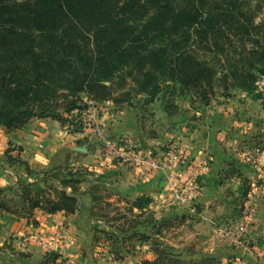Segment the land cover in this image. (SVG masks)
Masks as SVG:
<instances>
[{
	"label": "crops",
	"instance_id": "1",
	"mask_svg": "<svg viewBox=\"0 0 264 264\" xmlns=\"http://www.w3.org/2000/svg\"><path fill=\"white\" fill-rule=\"evenodd\" d=\"M254 99L264 107L263 98ZM153 107L152 125L142 123L138 108L111 99L91 100L79 113L84 120L80 133L51 117H33L16 130L0 125V199L10 203V209L0 207V264H109L112 259L123 264L118 260L122 257L141 263L155 260L157 247L184 260L208 257L222 264H264V125L241 124L236 105L228 100L212 103L201 113L190 108L196 125H168L178 122L179 114ZM93 109L98 112L96 123L86 116ZM103 137L131 141L162 156L175 142L184 156L173 166L148 170L112 158ZM65 164L92 174L78 189L65 188L79 198L76 211L37 208L28 213L23 186L42 190L45 174ZM170 182L194 184L188 204L164 198ZM49 183L62 188L57 180ZM142 196L152 203L135 208ZM103 199L143 216L139 233L126 232L120 240L107 237L119 229L114 218L96 213L108 204ZM243 219L246 232L237 241ZM112 242L122 243L121 252L111 249ZM52 254L57 259L50 262Z\"/></svg>",
	"mask_w": 264,
	"mask_h": 264
},
{
	"label": "trees",
	"instance_id": "2",
	"mask_svg": "<svg viewBox=\"0 0 264 264\" xmlns=\"http://www.w3.org/2000/svg\"><path fill=\"white\" fill-rule=\"evenodd\" d=\"M187 1L179 9L174 0H0V125L16 130L33 117L66 123L86 99L132 105L131 83L144 105L162 99L169 111L181 93L208 104L216 87L255 91L264 75V0ZM73 125L81 131L80 120ZM89 176L65 164L45 174L44 189L24 185L26 211L74 213L79 198L65 188ZM151 203L142 196L133 206ZM0 207L10 209L9 201ZM156 253L135 264H221Z\"/></svg>",
	"mask_w": 264,
	"mask_h": 264
},
{
	"label": "rangeland",
	"instance_id": "3",
	"mask_svg": "<svg viewBox=\"0 0 264 264\" xmlns=\"http://www.w3.org/2000/svg\"><path fill=\"white\" fill-rule=\"evenodd\" d=\"M174 4L176 5L177 8L181 9V8L188 7L189 2L187 0H174ZM258 80H260V83L257 84V82H256V88H255V91H253V92H248L246 90H242L239 88H233V87L230 88L229 90H223L221 87H216L214 90L215 93L211 96L208 104H205L202 102H195L191 95L181 93L177 98H173V101L176 105H178V108L176 110H174V109H171L170 111L167 110V113L179 114V121L174 123V124H168V125H196V122L192 121V119H194V118H195V120H197L196 117L194 116L196 114H194L193 110L189 111L190 108H195V110L198 109V112L201 113L202 111L207 109V107L209 105H211L212 103H216L219 101V104H221L227 100H228V104L230 102H233L234 105H236L237 109H235V113H237V115L235 117L239 116V118L240 117L242 118V120H238L241 124L245 125L247 122V123H251L252 125H264V107L262 108V106L259 105V103L256 102L254 99L257 93H262L264 95V75H260ZM131 81L132 80H130V82ZM134 85H135L134 83H131L130 88H128L132 92V95H134V98H133L134 103L130 106H134L135 108H138V111H140L139 112L140 117L141 116L143 117L142 123H144L145 125H152V123L154 121V118H153L154 116H153V112H152V110L154 108L153 105L154 104L158 105L161 109L162 99H158L154 103L144 105V99L146 98V95L144 96L141 93L138 94L136 92V90L133 88ZM263 99H264V96H263ZM86 102H87V107L90 106L91 100L86 99ZM254 102L257 103L255 105V110H254ZM127 105H129V104H127ZM232 106H233V104H232ZM238 110H239V112H238ZM183 111L185 113H183ZM79 113L80 112L75 110L71 114H65V116L68 117L69 120L64 124L73 125L76 120L81 119L80 118L81 116H79ZM175 116H177V115H175ZM168 146H169L168 147L169 149L170 148H176L178 150L182 149V147L175 142L170 143ZM179 147L181 149H179ZM182 156H184V153L182 154ZM177 161H180V158H178L175 161V163H177ZM174 183H176V182H174ZM44 187H46V186H44ZM44 187L42 189H44ZM169 187L167 189H169ZM101 197H102V195L100 196V198ZM105 198H106V196H105ZM103 200H104V202H106L108 204H106L104 206L105 207L104 209L102 208L101 210L96 211V213L98 215H100L101 217L106 218V220L114 218L116 223H117V229H119V231H115V230L113 231L112 230V232H107V234H108L107 237H111L112 239H119L120 240L121 238L119 236L126 234V232L128 233V235L131 234L129 236H135L136 234L139 233L141 228L139 227L138 224H141V222L144 218L143 216L138 214V212L133 213L132 210L125 208V206H124L125 209H123V208L120 209L119 205L112 204V202H110L109 200H106V199H103ZM109 203H111V204H109ZM145 217L148 220L150 219L149 214L146 215ZM148 220H147V222H148ZM165 231L166 230L164 229L163 235H165V233H166ZM138 244H140V243H138V242L136 244L134 243L135 246H137ZM110 245H113L111 249H116V252L117 251L121 252L120 249H122V247H123L122 243L116 244V243L112 242V243H110ZM130 250L133 251V248ZM118 260H121V262L124 260L123 264L138 263V262L132 263L135 260H133L131 258H125V257H122ZM108 262H109V264L120 263L119 261H116L114 259H112V261L109 260ZM104 264H106V263H104Z\"/></svg>",
	"mask_w": 264,
	"mask_h": 264
},
{
	"label": "built area",
	"instance_id": "4",
	"mask_svg": "<svg viewBox=\"0 0 264 264\" xmlns=\"http://www.w3.org/2000/svg\"><path fill=\"white\" fill-rule=\"evenodd\" d=\"M259 83L260 80L257 81V84ZM86 116L89 122L96 123L98 119V112L96 109L89 110L86 112ZM79 120L81 121V119ZM77 121L78 120L75 122ZM82 121L84 122V120ZM83 126L84 125L82 124V127ZM68 128L74 131L75 125H68ZM80 132L81 131H79V133ZM98 135L100 136L101 134L98 133ZM102 141L104 142L103 146L105 150L112 158L134 166H141L148 170H158L173 166L175 161L183 154L181 150L170 148L166 151L165 155L162 156L160 153H155L150 149H144L143 147H140L138 144L131 141L122 139L106 140L104 137L102 138ZM193 185L184 186L178 183L170 182V187L167 193L164 194V198L188 204L192 199V192L194 191ZM246 228V219H243L242 223H240L238 226V232L236 234L237 241L243 240V235L246 232Z\"/></svg>",
	"mask_w": 264,
	"mask_h": 264
},
{
	"label": "water",
	"instance_id": "5",
	"mask_svg": "<svg viewBox=\"0 0 264 264\" xmlns=\"http://www.w3.org/2000/svg\"><path fill=\"white\" fill-rule=\"evenodd\" d=\"M77 149L80 150V151H87V149L83 148V147H78Z\"/></svg>",
	"mask_w": 264,
	"mask_h": 264
}]
</instances>
